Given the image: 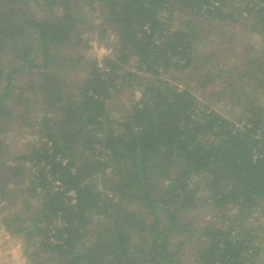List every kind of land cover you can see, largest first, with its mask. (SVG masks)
Instances as JSON below:
<instances>
[{
	"label": "trees",
	"instance_id": "trees-1",
	"mask_svg": "<svg viewBox=\"0 0 264 264\" xmlns=\"http://www.w3.org/2000/svg\"><path fill=\"white\" fill-rule=\"evenodd\" d=\"M10 122L28 264H264V0H0Z\"/></svg>",
	"mask_w": 264,
	"mask_h": 264
},
{
	"label": "rangeland",
	"instance_id": "rangeland-1",
	"mask_svg": "<svg viewBox=\"0 0 264 264\" xmlns=\"http://www.w3.org/2000/svg\"><path fill=\"white\" fill-rule=\"evenodd\" d=\"M89 36H91L89 44L92 48L86 51L87 57L101 59L110 54L106 41L99 40L97 33H90ZM108 40L111 41L112 36H109ZM30 79L29 74L22 73L16 76L15 84L16 86L26 84ZM33 140L31 133L21 131L17 122L6 123L1 127L0 143L4 151L0 154V176H4L6 167L11 169L15 165L12 160L14 156L27 152ZM7 185L12 195L9 202L0 205V218L1 214L9 213L11 208H17V182L8 181ZM24 243L23 237H13L0 227V264H28L23 250Z\"/></svg>",
	"mask_w": 264,
	"mask_h": 264
},
{
	"label": "built area",
	"instance_id": "built-area-1",
	"mask_svg": "<svg viewBox=\"0 0 264 264\" xmlns=\"http://www.w3.org/2000/svg\"><path fill=\"white\" fill-rule=\"evenodd\" d=\"M0 227H1V230L3 229V231H4V228L0 225Z\"/></svg>",
	"mask_w": 264,
	"mask_h": 264
}]
</instances>
